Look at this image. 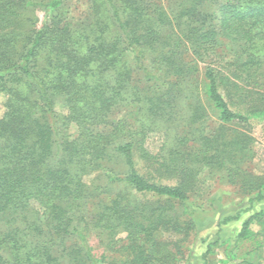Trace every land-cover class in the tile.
<instances>
[{
    "label": "trees",
    "instance_id": "16d2710c",
    "mask_svg": "<svg viewBox=\"0 0 264 264\" xmlns=\"http://www.w3.org/2000/svg\"><path fill=\"white\" fill-rule=\"evenodd\" d=\"M67 2L0 0V264H176L205 170L248 196L244 211L264 200L249 167L264 0H84L78 17ZM210 200L219 230L240 219ZM248 240L242 264H264V210L234 247ZM201 242L211 264L224 241Z\"/></svg>",
    "mask_w": 264,
    "mask_h": 264
},
{
    "label": "rangeland",
    "instance_id": "374dc122",
    "mask_svg": "<svg viewBox=\"0 0 264 264\" xmlns=\"http://www.w3.org/2000/svg\"><path fill=\"white\" fill-rule=\"evenodd\" d=\"M67 1L70 14L74 17H78L86 8L84 0ZM39 16L40 18L43 17L42 11L39 12ZM0 102H3V99ZM3 111V104L0 103V115H2ZM123 113L124 110H121L118 115L121 116ZM72 130H75L74 126ZM249 131L254 137L252 146L255 151L254 158L250 162L249 167L256 173H264V119H258L252 122ZM148 143L153 150H157L161 144L160 134L151 133L148 136ZM201 177L204 182V187L202 191L192 197L197 201L199 206V211L196 215L199 232L196 237L193 236L192 240H190L189 249L186 252V258L176 264H202V254L206 248V244L201 242L203 237H209V240L221 239L224 241V243L218 246L210 256L211 264H242L244 251L251 246L253 241L248 240L239 247H234L237 233L246 219L257 212L264 210V200L255 202L249 211H244L246 208L250 207L248 196L239 192L236 186L223 180L220 173H214L212 175L208 170H205ZM211 198H215V205L218 207L225 203V205H223L225 206L224 213L229 214L241 212L240 219L223 225L219 230L217 222L221 215L219 211H213L211 209ZM261 227L262 225L256 220L251 224V228L256 232H258ZM124 237L125 234H122L121 238ZM90 243L94 247L95 253L98 256H101L103 248L100 246L95 234L90 235ZM232 248L237 254L235 260L228 259V252ZM261 254V258L264 260V245ZM108 255L110 257L105 260L104 264H115L112 263L114 258L113 254L109 253Z\"/></svg>",
    "mask_w": 264,
    "mask_h": 264
}]
</instances>
